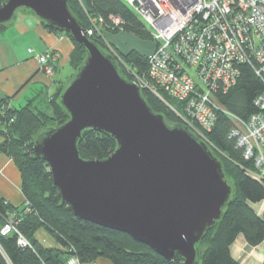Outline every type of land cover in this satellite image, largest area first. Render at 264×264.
Here are the masks:
<instances>
[{
    "label": "water",
    "instance_id": "water-1",
    "mask_svg": "<svg viewBox=\"0 0 264 264\" xmlns=\"http://www.w3.org/2000/svg\"><path fill=\"white\" fill-rule=\"evenodd\" d=\"M19 10L68 34L85 58L59 95L68 120L33 141L61 203L85 222L124 233L166 261L199 264L198 244L221 218L234 186L208 146L184 125L169 126L142 99L140 88L119 74L70 13L67 0H7L0 25ZM5 96L0 93V104ZM86 130L109 136L116 149L102 160H84L78 142Z\"/></svg>",
    "mask_w": 264,
    "mask_h": 264
},
{
    "label": "trees",
    "instance_id": "trees-1",
    "mask_svg": "<svg viewBox=\"0 0 264 264\" xmlns=\"http://www.w3.org/2000/svg\"><path fill=\"white\" fill-rule=\"evenodd\" d=\"M6 1L0 0V6ZM84 1L85 5L80 0H67L70 13L84 29L90 25L91 19H96L102 21L101 28L106 30L117 33L123 31L139 40L152 41L150 32L122 0ZM109 16L119 20L116 28L109 22ZM41 25L70 40L73 46L69 56L72 74L58 87L55 94L45 100L44 105L37 104L38 95L20 108L12 107L7 97L0 104V154L9 158L17 168L20 192L24 198L22 205L14 206L0 196V229L7 221L13 225L10 234H0V264H69L71 260L86 264L94 263L100 258L111 264H182L183 259L179 256L166 261L124 233L76 218L70 206L61 203L59 190L53 184L48 166L33 152V141L44 129L58 128L68 120L66 111L59 104V95L83 62L85 50L68 34L56 32L43 23ZM4 26L6 25H0ZM89 39L101 51L113 56L104 47L100 36L94 35ZM146 55L132 50L122 55V61L132 75L147 77ZM118 64L119 74L130 81L121 73ZM263 89L262 81L249 66H239L236 84L225 92L219 89L214 95L219 110L210 131H200L186 117L182 104L160 90L156 92L163 101L147 89L140 91L142 99L152 112L162 115L167 125L187 126L193 135L205 141L211 153L220 161L225 178L234 186L233 197L221 218L198 244L199 264H239L230 252L238 235H242L251 248L264 242V211L258 214L253 208L264 201V175L261 180H257L248 173L254 171V168L251 161L243 157L235 138L231 137L236 126L228 115L245 120L257 114L259 110L254 106V100ZM77 146L81 159L102 160L114 152L116 142L100 132L86 130ZM40 231L51 239L52 246L39 239ZM19 237L26 245L18 243Z\"/></svg>",
    "mask_w": 264,
    "mask_h": 264
},
{
    "label": "built area",
    "instance_id": "built-area-1",
    "mask_svg": "<svg viewBox=\"0 0 264 264\" xmlns=\"http://www.w3.org/2000/svg\"><path fill=\"white\" fill-rule=\"evenodd\" d=\"M122 1L145 28H150L146 29L155 44L147 55V77H137L133 83L140 89H148L161 101L156 90L181 103L186 117L200 131H210L214 126L219 110L214 95L219 89L225 92L236 84L239 66H249L264 85V0ZM108 20L115 28L120 23L112 16ZM101 23L91 19L86 36H93V29L97 30ZM37 62L43 73L51 75L56 55H39ZM254 106L259 112L245 120L228 115L236 126L231 137L254 168L248 173L261 180L264 89L254 100ZM11 231L13 225L7 221L0 234L7 236ZM18 243L26 245L21 237ZM73 262L77 263L71 260L69 264Z\"/></svg>",
    "mask_w": 264,
    "mask_h": 264
},
{
    "label": "crops",
    "instance_id": "crops-1",
    "mask_svg": "<svg viewBox=\"0 0 264 264\" xmlns=\"http://www.w3.org/2000/svg\"><path fill=\"white\" fill-rule=\"evenodd\" d=\"M125 34L121 33L114 37L106 35L105 40L118 50L126 52L129 50L130 41L129 34ZM133 44L138 45L139 43L133 41ZM127 47L128 50H126ZM72 50L73 46L67 37L47 30L33 14L17 11L9 24L0 27V93L9 98L8 103L15 108L24 106L37 95V104L44 105L45 100L55 94L58 87L64 84L72 74V69L69 66V56ZM152 50L153 48L150 52ZM45 53H55L56 55L57 62L51 75L43 73L37 62V57ZM0 168L2 170L0 196L14 206L22 205L24 198L20 192V176L17 168L9 158L2 154H0ZM260 204H264V201ZM260 204L255 207H259ZM255 207L253 208L255 209ZM263 211L264 208L261 213ZM40 236L39 239L48 246L53 245L51 239L46 235ZM261 247L262 264L264 242L251 248L246 244L243 236L238 235L230 247V252L233 259L239 264H254L255 258L259 259L258 255L253 253L244 256V250H259ZM86 264L111 263L100 258L94 263Z\"/></svg>",
    "mask_w": 264,
    "mask_h": 264
},
{
    "label": "rangeland",
    "instance_id": "rangeland-1",
    "mask_svg": "<svg viewBox=\"0 0 264 264\" xmlns=\"http://www.w3.org/2000/svg\"><path fill=\"white\" fill-rule=\"evenodd\" d=\"M80 3H82V5H85V1L84 0H80ZM19 11H25V10H19ZM27 12V11H26ZM30 13V12H29ZM98 27V26H97ZM91 27L90 26H88L87 27V29L89 30ZM146 28L148 29V30H150V28L149 27H147L146 26ZM99 29V30H98ZM97 30L95 29H93V36L94 35H98V36H100L101 37V39L103 40L102 42H103V44H104V47L106 48V50H108V52H111L112 54H113V57L115 58V60L117 61V63H119L118 64V66H119V69H120V71H121V73L124 75V76H126L127 78H129V80L130 81H132V82H134L136 79H138L137 77L138 76H134V75H132V73H131V71L130 70H128V67L127 66H125L124 65V63H123V61H122V55H125V54H127L128 52H130V51H132V50H135L136 49V51H138L139 53H141V54H144V55H146L148 52H150L151 51V49L152 48H154V46H155V44H154V42L153 41H142V40H139L138 38H136V37H134V36H132L131 34H129V50H128V47H127V49L126 50H128V51H121V50H118L116 47H114V45L113 44H110L109 42H107L106 40H105V36L106 35H110V36H117V35H119V34H121V33H126V32H123V31H120V32H114V31H110V30H106L105 28H101V26H99V28H98ZM86 30V29H85ZM126 35V34H125ZM128 35V34H127ZM88 37V36H87ZM89 38V37H88ZM132 41V42H131ZM133 41L134 42H137V43H139L138 45H134L133 44ZM133 45L134 46H136L135 47V49H134V47H133ZM151 53V52H150ZM150 53H148V54H150ZM147 54V55H148ZM146 55V56H147ZM53 72H54V68H53ZM53 74V73H52ZM144 89H146V88H144ZM144 89H140V91H142V90H144ZM148 90V89H147ZM149 91V90H148ZM185 120H187L186 119V117H185ZM202 141V140H201ZM204 143H205V141H203ZM206 144V143H205ZM2 173V170H1V168H0V174ZM255 207V206H254ZM263 208H264V204H260L259 205V207H255V211L258 213V214H261V211L263 210ZM44 233H43V231H40L39 233H38V237L40 238L41 236L40 235H43ZM202 249V248H201ZM261 249H262V247L261 248H259V250H253V251H251V250H244L245 251V254H244V256L246 255V254H253V253H255L256 255H258V260H256V258H255V262H254V264H261V258H260V256H261ZM252 253H251V252ZM257 257V256H256ZM73 264H78V262L76 263V262H73Z\"/></svg>",
    "mask_w": 264,
    "mask_h": 264
}]
</instances>
